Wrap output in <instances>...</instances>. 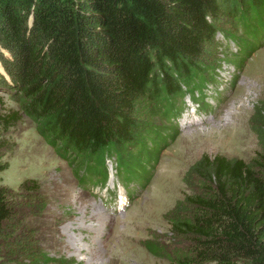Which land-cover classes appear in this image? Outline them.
<instances>
[{
    "label": "trees",
    "instance_id": "16d2710c",
    "mask_svg": "<svg viewBox=\"0 0 264 264\" xmlns=\"http://www.w3.org/2000/svg\"><path fill=\"white\" fill-rule=\"evenodd\" d=\"M225 16L240 17L259 40L264 0H0V60L9 78L0 88H20L22 109L39 130L63 152L91 159L90 180L103 183L110 154L127 171L151 159L144 138L154 149L162 144L157 136L166 133L146 130L140 117L157 102L167 120L180 115L182 99L209 76L203 66ZM19 116L0 113V124L9 127ZM251 121L260 145L254 157L195 162L184 176L187 191L165 214L185 247L147 240L151 254L169 264H264V109ZM136 143L146 148L140 160L128 151ZM15 213L0 184V234Z\"/></svg>",
    "mask_w": 264,
    "mask_h": 264
},
{
    "label": "rangeland",
    "instance_id": "374dc122",
    "mask_svg": "<svg viewBox=\"0 0 264 264\" xmlns=\"http://www.w3.org/2000/svg\"><path fill=\"white\" fill-rule=\"evenodd\" d=\"M240 22L225 16L216 23L215 50L203 66L209 76L182 99L180 115L167 120L157 102L140 117L146 130L166 134L157 136L162 143L157 149L144 138L152 157L128 167L133 177L110 154L108 178L95 184L92 160L63 152L57 139L44 135L23 111L20 88H0V113L20 112L9 127L0 124V167H6L0 184L9 188L16 207L0 234L1 264H62L48 262L46 254L68 264H169L144 242L185 247L165 214L187 191L186 172L204 155L246 161L260 149L251 117L264 109V30L257 40ZM0 67V80L8 78L1 60ZM192 85L188 79V88ZM128 151L140 160L146 148L136 143Z\"/></svg>",
    "mask_w": 264,
    "mask_h": 264
}]
</instances>
